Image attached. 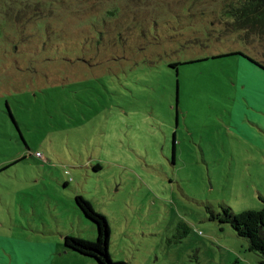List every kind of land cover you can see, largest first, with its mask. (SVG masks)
<instances>
[{"label": "rangeland", "instance_id": "374dc122", "mask_svg": "<svg viewBox=\"0 0 264 264\" xmlns=\"http://www.w3.org/2000/svg\"><path fill=\"white\" fill-rule=\"evenodd\" d=\"M259 3L0 0V264H97L76 196L117 262L260 264L211 218L264 207Z\"/></svg>", "mask_w": 264, "mask_h": 264}, {"label": "trees", "instance_id": "16d2710c", "mask_svg": "<svg viewBox=\"0 0 264 264\" xmlns=\"http://www.w3.org/2000/svg\"><path fill=\"white\" fill-rule=\"evenodd\" d=\"M262 7H264V0H260V3L257 5V11ZM1 34L0 27V37ZM232 54L243 55L264 69L263 64L241 52L231 53L230 55ZM260 200L264 204V197L260 198ZM75 202L79 210L96 224L98 232L97 240L93 242L67 235L63 240L64 248L84 257L91 258L97 264H128L123 261L117 262L110 255L111 228L106 216L97 212L91 202L83 196H76ZM221 214L222 216H215L212 213V220L219 219L220 223L230 224L239 237L248 241V250L258 255L260 257V264H264V207L261 210H250L241 213H234L229 207H222ZM234 264H238V262Z\"/></svg>", "mask_w": 264, "mask_h": 264}, {"label": "crops", "instance_id": "0c3cea01", "mask_svg": "<svg viewBox=\"0 0 264 264\" xmlns=\"http://www.w3.org/2000/svg\"><path fill=\"white\" fill-rule=\"evenodd\" d=\"M252 62V61H251ZM253 63V62H252ZM255 64V63H254ZM256 65V64H255ZM259 67V66H258ZM261 68V67H260ZM68 235V234H67ZM67 235H65V236H67ZM64 236V237H65ZM63 237V238H64ZM93 237H94V235H93ZM90 240H92V241H94V238H92V239H90ZM25 242V241H24ZM32 246V245H31ZM64 250L65 251H68V252H71L70 250H67V249H65L64 248ZM47 256L48 255H42L41 256V254H39V255H37L35 258H33V257H31L30 255H26L25 256V258H26V261H25V263L24 264H45L44 263V261H45V259L47 258ZM79 256V255H78ZM82 258H85V259H87L86 257H84V256H82V255H80ZM88 261H90V262H92V260L91 259H87ZM93 264V263H92Z\"/></svg>", "mask_w": 264, "mask_h": 264}, {"label": "built area", "instance_id": "2783aa9c", "mask_svg": "<svg viewBox=\"0 0 264 264\" xmlns=\"http://www.w3.org/2000/svg\"><path fill=\"white\" fill-rule=\"evenodd\" d=\"M36 156L39 157V158H43L44 159L43 155L40 152H37ZM66 174H69V172L66 171Z\"/></svg>", "mask_w": 264, "mask_h": 264}]
</instances>
